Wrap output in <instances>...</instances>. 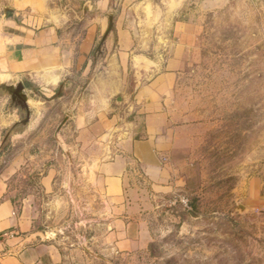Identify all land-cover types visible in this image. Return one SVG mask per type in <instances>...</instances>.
Instances as JSON below:
<instances>
[{"label":"rangeland","instance_id":"obj_1","mask_svg":"<svg viewBox=\"0 0 264 264\" xmlns=\"http://www.w3.org/2000/svg\"><path fill=\"white\" fill-rule=\"evenodd\" d=\"M16 2L0 0V53ZM179 19L196 28L169 97L182 128L168 162L183 183L157 199L147 249L106 251L103 198L58 144L63 120L9 134L23 116L0 90V182L65 264H264V0H188Z\"/></svg>","mask_w":264,"mask_h":264},{"label":"crops","instance_id":"obj_2","mask_svg":"<svg viewBox=\"0 0 264 264\" xmlns=\"http://www.w3.org/2000/svg\"><path fill=\"white\" fill-rule=\"evenodd\" d=\"M186 1L17 0L5 21L2 76L25 86L28 130L59 125L69 115L60 137L103 198L111 255L147 249L155 241L150 216L157 199L183 183L168 162L174 132L182 128L174 126L169 97L194 44L195 25L179 19ZM110 12L114 30L104 62L81 98ZM55 176L52 170L45 185ZM4 186L0 182L3 263L65 264L58 247L16 212Z\"/></svg>","mask_w":264,"mask_h":264},{"label":"water","instance_id":"obj_3","mask_svg":"<svg viewBox=\"0 0 264 264\" xmlns=\"http://www.w3.org/2000/svg\"><path fill=\"white\" fill-rule=\"evenodd\" d=\"M12 10L8 9V13L6 16H10ZM114 20H115V14L114 12H110L108 14V28L103 35L100 43L98 44L95 54H94V59H93V67L91 74L86 82V84L83 86V93L88 89V87L93 83L95 78L100 72V69L102 67V64L105 59V46H106V40L108 36L111 34V32L114 30ZM0 90H4V94L9 96L12 101V105L15 106L17 109H20V113L23 116V120L21 122H18L15 124L12 128H10L9 134L11 132H14L16 127L22 126L27 127L31 116H32V111L29 108L28 102L30 100L28 94L25 92V86L22 82L18 83L17 85H8V81L6 79H3L0 81ZM69 120V115L66 116V118L62 121V123L59 125L57 132H56V140L58 144L63 147L64 145L60 139V133L64 126L66 125L67 121ZM66 150V149H64ZM69 154V152H67ZM70 155V154H69ZM245 209V208H243Z\"/></svg>","mask_w":264,"mask_h":264},{"label":"built area","instance_id":"obj_4","mask_svg":"<svg viewBox=\"0 0 264 264\" xmlns=\"http://www.w3.org/2000/svg\"><path fill=\"white\" fill-rule=\"evenodd\" d=\"M167 160H168L167 158H164V161H167ZM182 202L187 205L188 200H183Z\"/></svg>","mask_w":264,"mask_h":264},{"label":"trees","instance_id":"obj_5","mask_svg":"<svg viewBox=\"0 0 264 264\" xmlns=\"http://www.w3.org/2000/svg\"><path fill=\"white\" fill-rule=\"evenodd\" d=\"M29 86V85H28Z\"/></svg>","mask_w":264,"mask_h":264}]
</instances>
